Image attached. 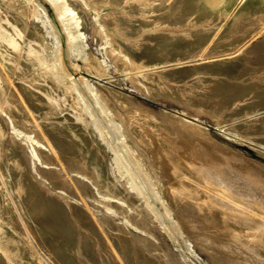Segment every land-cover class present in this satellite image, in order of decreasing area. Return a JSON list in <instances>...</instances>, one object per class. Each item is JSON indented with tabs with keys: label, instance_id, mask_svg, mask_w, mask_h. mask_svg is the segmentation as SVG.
<instances>
[{
	"label": "bare ground",
	"instance_id": "bare-ground-1",
	"mask_svg": "<svg viewBox=\"0 0 264 264\" xmlns=\"http://www.w3.org/2000/svg\"><path fill=\"white\" fill-rule=\"evenodd\" d=\"M92 1L83 0L87 6ZM129 1L123 0L122 2L126 4ZM134 1L141 4L149 2V0ZM46 3L52 7V13H50V15L53 14L52 16L47 13ZM20 4H22L21 7ZM195 8L197 6L194 4L188 8H183V11H180L171 25L176 29L184 25L187 27L186 24L190 25L191 28L200 26L197 29H191L187 34L179 32V29L177 30L178 33L174 34L173 30L171 38H176L179 33L183 35L184 40L179 45L173 47L170 41H161L154 51L141 52L136 56L125 53L123 48L119 47L116 53L117 65L122 67L124 71L131 72L134 70L136 83L142 86L144 90L164 87L171 89L172 84L177 83L184 76L178 77L166 72L160 73L155 71L156 68L160 64L171 62L170 60L179 61L180 58L199 45L206 49L209 42L214 38V31L219 30L224 18H228L227 12L213 5L208 9L201 8L199 14L195 13ZM184 12L187 14L189 12V14L185 16ZM97 13H99L98 10ZM244 15L245 12L243 11L232 17L225 32L231 34V26ZM80 18L68 0H44V2L42 0H9L7 13L3 8L0 11V121L3 120L7 123L8 129L13 131L11 136L17 139L19 142H16L17 144L21 145L22 156L27 162L25 167L31 171L30 174L34 177L38 188L50 193L58 200L61 197L65 203L64 212L72 210L71 206L76 200V195L81 197L84 210L88 211L90 207L84 201L87 199L86 188L90 183L91 192H97L102 196L101 200L94 196V200L105 208L99 213V216L98 213L96 214L95 220L98 219L104 226L102 231H106L108 252L115 264H169L160 258L157 259V256L152 254L153 250L160 251L155 242H148L150 243L148 244L146 237L138 235V238H135L133 235L134 228L144 231L145 234L146 232L151 233L148 227L150 223H155L159 230L173 241H178L180 238L184 239L183 234L187 230L190 232V237L200 241L203 246L211 245L223 248L231 246L234 248L232 247L233 244V246L236 245V249L240 250L238 252L240 253L243 250H248L245 238L253 237L259 239L264 248V200L259 196L248 198L243 190V194H240L239 191H232L231 186L220 184L219 180L227 175V168L223 169L221 166L227 162L223 157L203 155L193 149L195 157L188 160L176 152L173 147L174 142L161 139L162 137L158 140L157 145L154 142L152 150V146L150 147L151 151L144 149L139 140L143 142V137L150 140L151 138L148 136L150 133L146 134L142 128H140L142 129L141 133H138L139 128L132 126L136 124V120L142 123L146 122L145 114H140L141 108L131 111L122 122L123 118L120 120L115 115V111L110 108L109 97L108 99L105 98L106 93L103 90L101 91L91 84L84 75L78 74L76 76L70 71L65 56L73 55L84 59L87 63H92L98 74L104 72L97 59L84 50L85 42L80 29ZM31 21L36 25V28L31 38H27L26 30ZM209 24L212 26L211 29L208 28ZM205 26L207 28H204ZM100 29L102 30L101 34L108 36L107 29L99 23ZM152 30H158L157 25ZM143 35L144 33L140 32L132 38L136 39ZM121 36L127 38V36ZM26 40L29 44H27V50H24L21 46ZM235 43L237 42L235 41ZM133 46H137V43L134 42ZM115 50L111 48L112 52H116ZM25 51H27L28 57L37 58L36 64H32L36 66V69L34 68L31 72L29 69L21 71L24 69L19 67L25 66L26 63L24 62L28 61L24 58L26 57L23 54ZM71 64L73 67H78L72 61ZM9 68L15 71L16 79L21 81V85L12 84L8 86L3 83L7 78ZM135 68L137 69L135 70ZM149 70L153 71L149 72ZM25 73L29 74V77L25 76ZM196 74L186 72L185 76L191 77ZM255 75L257 78L254 80H261L262 85H264V72L260 75L255 73ZM212 81L201 82L202 84L197 85L198 87H191V85L186 87L200 91L202 95H206L208 89L217 91L216 94L210 95L207 100L212 104L213 100H216L218 104L215 106L217 107L229 106L230 102L234 104V102H243L255 98L253 92L249 90L248 92L239 91L235 98L226 100L228 98L227 93L221 95L219 92L223 88L222 85L216 83V85L211 86ZM29 89L33 95L30 100H35L39 104V106L34 105V114H26L25 104L22 101L23 95L26 94L25 91ZM30 90L29 94H31ZM109 92L122 103L126 102L124 96L117 91L110 90ZM171 92L175 96L183 97L189 101L196 99L194 94L192 96L184 89L180 90L179 94L173 92L172 89ZM41 93H46L48 97L49 101L45 104ZM126 99L129 101L128 98ZM224 101H227L225 102L226 105L223 104ZM258 105L244 106L232 113H247L250 109H258ZM58 110L66 112L69 120L75 118L83 123L80 129L87 134L88 137L85 140L90 142V146L95 152H99L98 144L112 151L114 172L122 179L121 183L129 188L131 191L129 193L133 198L126 197V193L119 189L113 181L99 185L94 182L92 176L95 173L87 164V156L91 154L92 150L90 152L84 151L78 141L68 136L66 130L56 127L52 129L42 128L41 125L45 124L46 120L57 119L54 114ZM185 119L181 120V123ZM186 121L188 120L186 119ZM189 123H187L188 126L192 127V123ZM157 126H160L159 130L161 131V125ZM245 127L240 129L246 130L252 126L249 124ZM199 128L201 129L200 125ZM195 131L200 132L198 129ZM60 133L67 134V140L73 142L74 145L68 149L60 146L56 137ZM144 140L146 139L144 138ZM69 141H65L64 144L69 145ZM143 145L145 144L143 143ZM6 150L9 151V148H5L4 154ZM204 150L208 152L206 149ZM46 156L48 157L46 158ZM62 170H66L67 173L64 175L59 173ZM239 170L243 171V176H248L243 168ZM30 174L28 175L31 176ZM28 175L26 174V176ZM250 180L261 191V187L264 186V179L251 177ZM247 187L249 188V186ZM214 196L224 197V200L226 198L232 199L231 201L235 204L231 206L233 210L228 211L225 207H219ZM43 198L45 197H39L37 203H34L31 208L36 209L38 206L41 209L47 201V199L44 201ZM246 201L250 202V206L246 204ZM119 214L122 215L121 218L117 216ZM139 215L140 218H138ZM25 218L27 223L30 214H26ZM117 220L120 222L117 223ZM70 222H74L75 226L80 225L76 216H71ZM7 232L0 227V252L3 255V260L7 261L11 259V256L20 259L22 249L9 247L8 244L13 236ZM82 240L83 235L78 233L75 242H82ZM115 246L124 254L121 255ZM212 252L216 257L214 260L219 264H238L237 257L233 258L230 252L220 250ZM73 253L81 256L83 254L81 246H76ZM155 254L157 253L155 252ZM162 255L164 256V253ZM163 256L161 257L163 258ZM127 258L130 259L127 260ZM243 261H249L248 256H245ZM78 262L79 264H108L102 253H100L98 263L82 258H79ZM186 264H194V261L190 260Z\"/></svg>",
	"mask_w": 264,
	"mask_h": 264
},
{
	"label": "rangeland",
	"instance_id": "rangeland-1",
	"mask_svg": "<svg viewBox=\"0 0 264 264\" xmlns=\"http://www.w3.org/2000/svg\"><path fill=\"white\" fill-rule=\"evenodd\" d=\"M42 1L44 2V0ZM68 1L81 17L80 29L85 42L84 50L97 59L104 72L98 74L92 63H87L84 59L73 55L65 56L66 63L74 75H84L91 84L106 93L105 98L108 99L109 97L110 102L108 104L111 105L110 108L115 111V115L120 120L123 118L122 122L131 111L141 108L140 114H145L144 119L146 122L142 123L136 120V124L133 123L132 126L139 128L138 133H141L144 129L146 134L150 133L148 136L151 138L150 140L147 137L142 138L140 134L143 139V142L139 140L141 147L151 151L154 142L157 145L158 140L162 137L161 139L164 138L174 142L173 147L176 152L181 156H185L188 160L195 157L194 150L203 155L223 157L227 162L221 166L223 169L227 168V175L223 177L224 179L219 180L220 184L231 186L232 191H239L240 194H243V190L248 198L259 196L264 200V186L259 191L258 187L250 180L251 177L264 179V85H262L261 80H254V78H257L255 73L260 75L264 72V0H149V2L143 4L134 0H130L126 4L122 2L123 0H93L89 6L83 0ZM190 3L197 6L195 8L196 14L201 12V8L208 9L213 5L227 12L228 18H224L219 30L214 31V38L209 42L206 49L199 45L180 58V62L170 60L171 62L160 64L154 70L178 77L184 76L177 83H173L171 89L177 93L184 89L190 95L193 96L194 94L196 99L189 101L183 97L179 98L171 92V89L165 87L144 90L142 86L136 83L134 70L131 71L132 73L124 71L122 67L117 65V49L122 47L125 53L136 56L141 52L154 51L161 41H170L172 46L176 47L184 38L181 33L177 34L176 38H171L173 32L175 34L181 31L187 34L191 29L194 30L200 27L198 25V27L191 28L190 25L186 24L187 27L184 25L176 29L171 26L180 11H183V8H188L191 5ZM22 4H20V7ZM46 7L47 13L50 15L52 7L47 3ZM2 8L7 13L9 0H0V11ZM97 10L99 13H97ZM186 11L188 10L186 9ZM243 11L245 15L234 22L231 26L232 33L227 34L225 29L229 26L232 17ZM188 14L184 12L185 16ZM99 23L107 29L108 36L101 34L102 30H99ZM156 25L158 30H152ZM35 28L36 25L32 21L29 22L26 30L27 38H31ZM208 28L211 29L212 26L209 24ZM114 30H118L119 33ZM140 32L144 35L136 39L132 38ZM121 35L127 36V38H122ZM131 41L136 42L137 46L134 47L133 43H130ZM27 44L29 43L26 40L21 47L27 50ZM111 48L116 49V52H112ZM26 52H23V54L26 56L24 57L25 60L28 61L24 62L26 63L25 66L19 67L24 69L21 71L29 69L31 72L34 68L36 69V66L32 64H36L37 58L28 57ZM71 61L76 63L78 67H73ZM186 72L197 74L189 77L185 76ZM25 76L29 77V74L25 73ZM16 77L15 71L9 68L7 78L3 83L8 86L12 84L21 85V81L17 80ZM208 80H213L210 83L211 86L216 85V83L222 85L223 88L219 92H221V95L227 93L228 98L226 100L235 98L239 91L248 92L249 90L253 92L255 98L243 102H234V104L230 102L229 106L217 107L215 106L218 104L216 100H213V104L207 101L210 95L216 94L217 91L208 89L206 95H202V92L186 87L189 85L198 87L202 84L201 82ZM29 90L25 91L26 94L23 95L22 101L25 104L26 114H34V107L39 106V104L35 100H30L33 95L31 90V94H29ZM108 90L122 94L126 102L122 103L117 100L118 98L114 97ZM41 96L44 104L49 101L46 93H41ZM225 102L227 101L223 102L224 105H226ZM251 104H259L258 109H250L255 111L251 112L249 110L248 114L246 112L232 113ZM54 115L57 119L46 120L45 124L41 125L42 128L52 129L56 127L66 130L68 136L78 141L84 151H93L87 156V164L95 173L92 176L94 182L99 185L100 183L108 184L113 181L119 189L126 193V197L133 198L129 193L131 192L129 188L121 183L122 179L114 172L112 151L98 144L99 152H95L91 148L90 142L85 140L88 137L87 134L80 129L83 126L82 122L75 118L69 120L66 112L61 110H58ZM184 118L188 120L185 119L187 123H192V127L188 126L185 121L184 124L181 123ZM189 120H193V122ZM158 123L163 128H161V131L159 130L160 126H157ZM249 124L252 127L246 130L240 129ZM195 129L202 132L197 133ZM153 131L156 132L153 133ZM37 132L39 133V131ZM37 132H35V135H37ZM12 133L13 131L8 129L7 123L3 120L0 121V227L8 231L9 235L12 234L14 238L10 239L8 245L11 249H22V257L18 259V257L11 256V259L6 261L3 260V255L0 252V264H79V258L98 263L100 253L105 256L108 264H115L108 252L106 231H104L105 233L102 231L104 226L98 219L95 220L96 214L98 213L99 216V213L102 210L104 211L105 208L94 200V196L100 200L102 196L97 192H91L90 183H88L86 188V193L88 192L87 199L84 202L88 203L90 210H84L81 197L76 195L77 201L75 200L76 202L74 201L71 206L72 210L64 212L65 203H63L61 197L58 200L50 193L39 189L36 185L34 177L30 174L31 171L25 167L27 162L22 156V147L17 144L19 143L17 139L11 136ZM67 134L60 133L56 136L59 145L66 149L74 145L73 142L67 140ZM168 135L170 136L168 137ZM135 137L137 138V135ZM65 141H69V145H65ZM148 141L150 142L148 143ZM143 143L150 146L147 145L145 148ZM7 147L9 151L6 150L4 154ZM204 149L208 152H205ZM242 168L248 176H243V171L239 170ZM59 173L64 175L67 171L62 170ZM26 174L31 176H26ZM41 196L45 197L43 198L44 201L47 199L44 206L41 209L38 206L36 209H32V205L37 203L38 198H41ZM214 197L219 207H225L228 211L233 210L231 206L235 204L231 201L232 199L226 198L224 200V197L221 196ZM246 204L250 206L249 201H246ZM133 213L135 214L134 211ZM26 214H30L27 223L25 222ZM71 216L77 217L80 222L79 226H75L74 222H70ZM117 216L122 217L120 214ZM138 218H140V215ZM116 222L119 223L120 221L117 220ZM149 225L152 234L146 232V235L144 231L134 228L133 235L135 238H138V235L146 237L145 239H148L147 243L155 242L160 251L153 250L152 254L157 256V259L160 258L169 264H186L190 260L194 261V264H219L215 261L216 257L212 252L217 250L230 252L233 258L237 257L238 264H264V248L261 246L259 239L245 238L246 247L249 251L243 250L238 253L240 250L236 249V245L233 246V244L232 247L234 248H231V246L228 248L211 245L203 246L200 241L190 237V232L187 230L183 234L184 239L180 238L178 241H173L164 235L155 223ZM200 231L202 232V230ZM78 233L83 235L82 242H75ZM107 233L109 232L107 231ZM216 238L218 239L217 236ZM78 245L82 248L83 254L81 256L73 253ZM149 247H152V245H149ZM115 248L121 255L124 254L116 246ZM234 250L237 253L233 252ZM163 253L165 257L162 255ZM245 256H248L249 261H243ZM129 259L127 258V260ZM162 261L159 262L162 263Z\"/></svg>",
	"mask_w": 264,
	"mask_h": 264
}]
</instances>
